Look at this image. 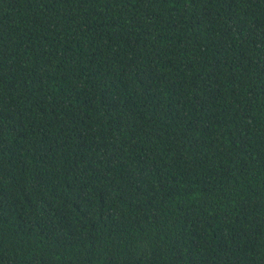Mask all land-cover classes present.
Wrapping results in <instances>:
<instances>
[{"label": "trees", "instance_id": "trees-1", "mask_svg": "<svg viewBox=\"0 0 264 264\" xmlns=\"http://www.w3.org/2000/svg\"><path fill=\"white\" fill-rule=\"evenodd\" d=\"M0 264H264V0H0Z\"/></svg>", "mask_w": 264, "mask_h": 264}]
</instances>
